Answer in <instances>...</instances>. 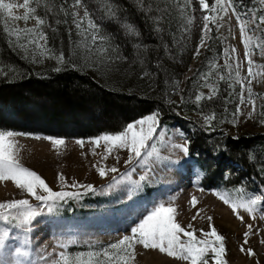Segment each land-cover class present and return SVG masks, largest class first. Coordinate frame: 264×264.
Returning <instances> with one entry per match:
<instances>
[{
	"label": "trees",
	"instance_id": "1",
	"mask_svg": "<svg viewBox=\"0 0 264 264\" xmlns=\"http://www.w3.org/2000/svg\"><path fill=\"white\" fill-rule=\"evenodd\" d=\"M37 3L58 7L71 2L31 1ZM96 3L105 4L97 17L106 21L100 22L107 37L103 47L109 49L103 64L107 70L113 69V76L95 70L103 64L85 62L80 48L61 28L56 43L65 61L71 59L76 66L65 62L35 65L18 51L0 19V130H12L11 124L19 121L51 136L71 138L78 133L92 137L121 130L128 121L158 109L161 127H176L191 141L189 163L205 188H219L229 195L240 194L246 187L264 193V130L230 134L240 86L235 75L230 77L223 68L226 38L216 34L214 24H210L211 37L195 71L182 81L197 42L187 36L183 22L187 10L186 15L180 12L175 0ZM182 4L185 1L181 0ZM39 11L42 14L44 10ZM110 13L116 22L107 21ZM112 48L125 59L116 60ZM57 67L61 70L56 71ZM218 74L225 79L220 80ZM206 80L218 85V95L211 101L202 99L198 106L195 95L203 93L206 97L210 91L204 87ZM201 111L215 113L211 130L205 126Z\"/></svg>",
	"mask_w": 264,
	"mask_h": 264
},
{
	"label": "rangeland",
	"instance_id": "2",
	"mask_svg": "<svg viewBox=\"0 0 264 264\" xmlns=\"http://www.w3.org/2000/svg\"><path fill=\"white\" fill-rule=\"evenodd\" d=\"M31 1L30 7L36 9L34 14L42 17L45 22L41 27L47 33L46 43L41 40L39 46H37L30 43V37L23 31L19 33V38L15 34L17 29L22 30L26 27L35 26L36 21L34 19H29L27 22L23 20L12 21L6 16H0L2 24L7 23L9 27L8 34L15 39L17 49L21 54L37 66L57 65L56 56L59 55L60 49L56 42L59 40L58 32L61 28V30L67 31V34L70 35L69 38L80 48L79 52H81L85 62L91 65H101L98 57L104 55L99 52V48L103 44L98 40L96 45L93 46L90 39L81 35L83 29L77 30L73 24L72 13L76 12L82 17L85 8H87L95 23L100 24V33H102L100 22L104 20L98 19L97 11L102 10L101 5L105 4H97L96 0H82L81 5H74V0H70L71 3L66 4V6L58 4L57 7L56 4H47L41 7V4L38 3L31 4ZM184 1L185 4L179 5L181 0H175L174 5L177 6L180 12L187 10V17H183V22L187 27V36L191 41L196 38L197 42L182 81L195 71L198 59L211 37L212 30L210 23V30L204 37L205 45L200 47L199 54L194 55L200 40V30L204 23V12L200 9L198 0H191L190 4H186V0ZM11 2L22 4L23 0H11ZM213 3H215V0H213ZM232 3L235 5V12L231 7H228L219 15L216 13L215 16H217L220 27L217 29L214 25V28L217 35L226 38L227 49L235 48L236 51L233 55L240 59V75L246 81L245 98L247 99L248 96L247 88L250 87L251 99L255 105V110L250 116L248 113L251 106L248 103L242 105L243 114L237 115L236 123L230 129V134L236 136L242 133L264 130V22L259 20L260 16L264 15V0H232ZM183 5L186 7L185 9L182 8ZM40 8L44 10V13H40ZM24 12L25 10L20 7L13 9L14 15L23 16ZM236 13L240 15L241 20L246 22L245 35L249 41L248 51L250 53L248 58L253 61V75L251 77L247 75L248 65L244 57V47L240 39V26L237 23ZM189 18H191V24H189ZM106 19L112 23L117 21L111 13L108 14ZM69 29H71V32H69ZM105 58L106 56L104 61ZM223 63H225V58ZM231 63L233 66L232 73L235 75V60H232ZM105 67L103 64L99 68L102 74L113 76V69L110 67L112 69L110 72ZM14 122L18 125L11 124V128L16 132L40 134V138L24 135L15 137L18 142V155L24 166L40 174L53 190H61L56 179L57 173H62L69 182V186L64 190L73 191L74 189L71 187L73 181L80 184L91 183L96 188L95 192H89L79 200L69 201L59 213L38 217L34 222V231L29 234L27 244L24 243L25 234L21 229L5 225L3 221H0V232L6 227L10 229L7 246L13 250L15 247L28 249L29 256L26 258L25 264H29V262L30 264H37L45 254H51V258L55 259L56 253L63 250L58 246V241L70 236H75L80 241L78 245L69 247V251L73 253L106 247L125 234L128 223L137 210H142L145 206L150 208V202L161 199L172 203L177 208V219L182 225L191 223L197 230L201 228L207 230L208 221L206 217H213L212 223L225 236L227 251L224 259H226L227 264H264V219L260 218L262 206L257 205V211L253 213L255 218L250 217L243 209L239 210L240 214L244 216L245 222L252 225L248 243L244 245L245 248H252L254 251V254L249 256L246 252L239 251V246L244 241L243 232L248 229L215 194L219 192L220 195H225L230 199L247 200L252 198L253 195H259L263 192L246 187L245 190H241L240 194L229 195L219 188H205L202 185L201 176L190 163L184 166H174L168 163L169 157L173 160L184 159L183 153L173 152L165 147L170 142L183 143L181 132L176 127L166 129L160 126L159 131L165 132L166 135L164 144L160 143L158 136L153 142L156 143L162 159L157 160L155 156L149 158L146 166L151 169L152 175L142 184L141 190L131 200L122 201L121 198L126 195V192L121 191L120 188L104 190L114 174L109 173L105 178H101L94 165L106 168L115 165L123 173L126 169V165L123 163L127 159L126 150L116 148L105 156L106 145L103 141L99 145H94L91 141L85 139L83 147H81L76 143L75 138L83 135H77L78 133L76 137H62L65 139V143L61 146H53L49 140L44 138L51 135L39 133L38 131L41 130L39 127L34 129L33 126V128L29 126L28 128L35 130L31 131L23 123ZM21 127L24 131L17 130ZM64 133H68V131H64ZM190 167L191 171L189 170ZM136 168L137 171L133 174V179H138L139 174L143 172L139 164L136 165ZM170 196L175 199L169 200ZM192 196L197 197L198 204L196 208L201 209V214L195 220H192V217L196 215V208L190 205ZM21 198L29 197L26 193L16 189L10 181L0 182V201ZM29 199L33 204L36 203L34 199ZM262 199H264V196H262ZM197 234H199L198 231ZM134 264H187V262L169 257L158 250H143L140 246H137Z\"/></svg>",
	"mask_w": 264,
	"mask_h": 264
},
{
	"label": "snow or ice",
	"instance_id": "3",
	"mask_svg": "<svg viewBox=\"0 0 264 264\" xmlns=\"http://www.w3.org/2000/svg\"><path fill=\"white\" fill-rule=\"evenodd\" d=\"M81 3L82 0H74V5H81ZM190 3L191 0H186V4ZM198 3L200 9L204 12V23L200 30V40L194 55L199 54L200 47L205 45L204 37L210 30L209 24H214L217 29L220 27L217 16H212L210 13L216 12L219 15V13L224 12L228 7H231L233 12H235V5L232 3V0H215V3L212 4L209 3V0H198ZM17 7L25 10L23 16L14 15L13 9ZM35 11V8L30 7V0H23L22 4L12 3L11 0H0V16H6L12 21L23 20L27 22L29 19L36 21L35 26L31 28L26 27L22 30L17 29L15 30V34L19 38V33L23 31L30 37V43L39 46V41L41 40L46 43L47 33L41 27L45 23L43 18L35 15ZM72 16L73 24L77 30L83 29L81 35L90 39L93 46L96 45L98 40L101 44L106 41V35L100 33V26L91 18L87 8H85L82 17L76 12H73ZM236 19L240 26V39L243 43L244 57L248 65L247 75L251 77L253 75V61L248 58L250 53L248 51L249 41L245 35L246 22L241 20L238 13H236ZM259 20L264 22V15L260 16ZM189 24H191V18H189ZM3 30L6 33L9 32L7 23L4 24ZM69 32H71V29H69ZM235 51V48L224 49L225 63L223 65V68L228 69L229 76L231 77L233 72L231 61L235 60V77L240 84V102L236 104L235 112L233 113V124L236 123L235 117L238 114H243L242 105L245 103L251 106L248 113L249 116L255 110L254 102L251 99L250 87L247 88L248 96L247 99L245 98L246 81L240 75L241 61L233 55ZM99 52L104 54L98 57L101 64H103L105 62L104 57L107 56L109 49L101 46ZM111 52L115 55L116 60L125 59L117 54V48H112ZM56 59L58 63L65 62L72 64L73 67L76 66L72 63L71 59L65 61V56L62 51L56 56ZM108 59H112V57L108 56ZM55 70L60 71L61 69L57 67ZM95 70L100 71L101 69L95 68ZM218 75L220 80L225 79L224 75ZM228 86L232 88L231 84ZM204 87L209 88L210 91L206 97L203 93L195 95V101L198 102V106L202 99L211 101L218 95V85L209 84L206 80ZM227 99L228 97H225V100ZM181 100L183 101V97H181ZM201 116L205 126L211 130L213 122L216 119L215 113L205 114L201 111ZM159 128L160 112L157 109L128 121L122 126L121 130L75 139L76 143L81 147H83L85 139L91 141L94 145H99L103 141L106 145L105 156L116 148L127 151V159L123 161L126 169L123 173L115 165L111 168L96 165L94 167H96V171L101 178H105L109 173L114 174L111 176L104 190L108 191L120 188L121 191L126 192V195L121 200L128 201L141 190L142 184L152 175L151 169L146 166L149 158L155 156L157 160L162 159L156 143L153 142L158 136L160 143L164 144L166 135L165 132L159 131ZM20 135L40 138V134L37 133L0 130V182L10 181L16 189L26 193L36 203L33 204L30 202L29 198L0 201V221H3L5 225H11L13 228L21 229L25 234L24 243L27 244L29 234L34 231V222L38 217H46L59 213L69 201L79 200L83 195L89 192H95L96 188L91 183L80 184L79 182L73 181L71 187L74 190H64L69 186V182L62 173H57L56 179L61 190H53L40 174L24 166L21 162L18 155V142L15 139V137ZM180 135L183 138V143L170 142L165 145L166 148H169L173 152L179 151L183 153V160L168 158V163L174 166L189 165L190 162L191 141L183 133ZM44 138L49 140L53 146H61L65 143V139L62 137L46 136ZM137 164L140 165L143 172L139 174L138 179H133V174L137 171ZM189 170L191 171V167ZM215 194L248 229L243 232L244 241L239 246V251L242 253L246 252L249 256L253 255L254 251L252 248L244 247L248 243L252 225L245 222L244 216L240 214L239 210L243 209L250 217L255 218L253 213L257 211V205L260 204L262 206L260 218L264 219V199H262L264 193L253 195L252 198L247 200L230 199L225 195H220L219 192ZM174 199V197H169V200ZM150 203V208L145 206L142 210H137L134 217L129 221L125 234L106 247L98 250H89L87 252L77 251L73 253L69 251V247L78 245L80 241L75 236H70L58 241V246L63 250L56 253L55 259L51 258V254H45L37 264H134L137 246H140L143 250H158L160 253H164L169 257L178 258L181 261L187 262V264H227L226 259H224L227 251L225 236L212 223L213 217H206L208 221L207 230L203 228L197 230L191 223L182 225L178 222V210L172 203L166 202L163 199L159 201L154 200ZM197 204V197L192 196L190 199L191 207L196 208ZM200 214L201 209L196 208V215L192 217V220H195ZM197 231L199 234H197ZM9 232L10 229L7 227L0 232V264H25V260L29 256V251L25 247H15L14 250L9 248L7 246Z\"/></svg>",
	"mask_w": 264,
	"mask_h": 264
}]
</instances>
